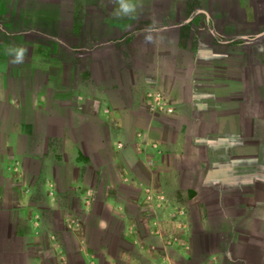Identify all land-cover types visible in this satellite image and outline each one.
Listing matches in <instances>:
<instances>
[{"label": "crops", "instance_id": "1", "mask_svg": "<svg viewBox=\"0 0 264 264\" xmlns=\"http://www.w3.org/2000/svg\"><path fill=\"white\" fill-rule=\"evenodd\" d=\"M136 2L0 0V264H264V0Z\"/></svg>", "mask_w": 264, "mask_h": 264}, {"label": "clouds", "instance_id": "2", "mask_svg": "<svg viewBox=\"0 0 264 264\" xmlns=\"http://www.w3.org/2000/svg\"><path fill=\"white\" fill-rule=\"evenodd\" d=\"M118 4L119 10L116 12L117 16H127L130 18H135L139 7L136 0H118ZM146 39L150 41L152 37L149 35L146 37ZM26 52L27 49L22 45H10L6 49V54L12 56L11 63L13 64L23 63ZM102 227H106V225H102Z\"/></svg>", "mask_w": 264, "mask_h": 264}, {"label": "rangeland", "instance_id": "3", "mask_svg": "<svg viewBox=\"0 0 264 264\" xmlns=\"http://www.w3.org/2000/svg\"><path fill=\"white\" fill-rule=\"evenodd\" d=\"M197 1H198V5L196 4V6L192 10V12L193 11L198 12L197 10H198V7L201 5V3H200V0H197ZM188 10L189 9L187 8V12H188ZM191 13H188V16H190ZM194 233H196V237H195V241H196L195 242V248L197 250H200L201 249V251H203V249H204V238H203L204 237V235H203L204 232H203V229L200 227V224H198V223L195 224V231H194ZM192 256L190 257V259L192 258ZM186 263L187 264H191V263H193V261H187ZM121 264H125V263L122 262Z\"/></svg>", "mask_w": 264, "mask_h": 264}, {"label": "trees", "instance_id": "4", "mask_svg": "<svg viewBox=\"0 0 264 264\" xmlns=\"http://www.w3.org/2000/svg\"><path fill=\"white\" fill-rule=\"evenodd\" d=\"M196 4L198 5V1L197 0H188V9H189L188 13L192 12V10L196 6Z\"/></svg>", "mask_w": 264, "mask_h": 264}, {"label": "built area", "instance_id": "5", "mask_svg": "<svg viewBox=\"0 0 264 264\" xmlns=\"http://www.w3.org/2000/svg\"><path fill=\"white\" fill-rule=\"evenodd\" d=\"M182 212L184 213L185 210H182ZM167 243L170 245L172 242H171V240H169Z\"/></svg>", "mask_w": 264, "mask_h": 264}]
</instances>
